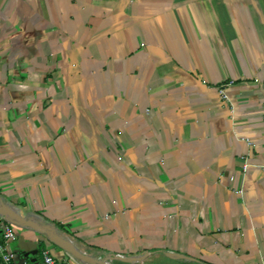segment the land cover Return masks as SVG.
Segmentation results:
<instances>
[{
	"label": "crops",
	"instance_id": "crops-1",
	"mask_svg": "<svg viewBox=\"0 0 264 264\" xmlns=\"http://www.w3.org/2000/svg\"><path fill=\"white\" fill-rule=\"evenodd\" d=\"M0 202L88 254L147 255L112 264H257L264 0H0Z\"/></svg>",
	"mask_w": 264,
	"mask_h": 264
},
{
	"label": "water",
	"instance_id": "water-1",
	"mask_svg": "<svg viewBox=\"0 0 264 264\" xmlns=\"http://www.w3.org/2000/svg\"><path fill=\"white\" fill-rule=\"evenodd\" d=\"M0 214L9 217L11 221L17 226L30 227L33 228L35 231L46 235V237L51 243L67 252L77 261L84 262L86 264H111L108 262L109 260H121L127 263H138L147 256L144 255L138 257H125L120 255L104 254L105 257H107V261L104 257L97 258L91 254L82 251L74 244L72 240L59 234L51 224L45 222L44 220H41L35 216H22L14 208L4 204L3 202H0ZM14 251L16 253V260L18 262L28 260L31 264H38L35 258H31V256L34 255V252L26 250L22 254L17 250ZM166 255L170 258L177 260H194L193 258H189L187 256H180L170 253H166Z\"/></svg>",
	"mask_w": 264,
	"mask_h": 264
},
{
	"label": "built area",
	"instance_id": "built-area-1",
	"mask_svg": "<svg viewBox=\"0 0 264 264\" xmlns=\"http://www.w3.org/2000/svg\"><path fill=\"white\" fill-rule=\"evenodd\" d=\"M219 93L227 98L224 90L219 89ZM247 164H244V169H246ZM17 225H15L11 219L7 216L0 214V264H31L28 260L18 262L16 260V253L10 247V244L16 240L17 237ZM41 260L38 264H76V259L71 255L68 258H58L55 257L47 248H43L40 252ZM97 258L105 257L104 254L93 255ZM108 261V260H107ZM112 264L113 261H108ZM257 264H264V255L260 256Z\"/></svg>",
	"mask_w": 264,
	"mask_h": 264
},
{
	"label": "trees",
	"instance_id": "trees-1",
	"mask_svg": "<svg viewBox=\"0 0 264 264\" xmlns=\"http://www.w3.org/2000/svg\"><path fill=\"white\" fill-rule=\"evenodd\" d=\"M44 247H42V245H41V248H40V251L39 252H41V250L43 249Z\"/></svg>",
	"mask_w": 264,
	"mask_h": 264
},
{
	"label": "bare ground",
	"instance_id": "bare-ground-1",
	"mask_svg": "<svg viewBox=\"0 0 264 264\" xmlns=\"http://www.w3.org/2000/svg\"><path fill=\"white\" fill-rule=\"evenodd\" d=\"M75 242V241H74Z\"/></svg>",
	"mask_w": 264,
	"mask_h": 264
}]
</instances>
